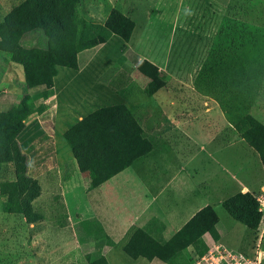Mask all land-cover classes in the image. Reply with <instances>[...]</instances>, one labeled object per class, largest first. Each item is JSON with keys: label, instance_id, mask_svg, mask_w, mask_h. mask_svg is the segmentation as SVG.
<instances>
[{"label": "rangeland", "instance_id": "obj_1", "mask_svg": "<svg viewBox=\"0 0 264 264\" xmlns=\"http://www.w3.org/2000/svg\"><path fill=\"white\" fill-rule=\"evenodd\" d=\"M22 1L0 0V20ZM113 9L129 14L137 24L133 43L138 44L137 51L141 54H149L166 63V55L170 52L172 65L184 56L193 62L187 80L182 78L184 83L179 75L177 81L167 77L170 90H161L155 99L189 103L188 116H182L181 127L188 131L190 139L186 141L181 133L170 130L177 127L171 123L167 126L168 152L190 156L201 151L197 141L205 144V152L214 149L215 156L209 164L207 159L205 162L199 158L191 165L199 169L196 180L206 177L219 163L229 170L228 167L240 162L230 176L238 177L235 180L240 187L249 185V191L260 199L264 213L263 166L256 152L233 129L239 117L248 114L264 123V0H82L80 11L84 19L104 24ZM146 28L148 33H145ZM227 34L230 35L227 37ZM182 40L190 47L183 46ZM46 44L45 36L39 33L26 41L28 47ZM123 45L124 41L114 36L105 45L80 54L82 64L86 55H95L91 65L85 66L79 75L75 70L59 68L54 84L59 99L54 100L48 114H34L27 121L26 131L19 141L30 159L29 174L42 186V196L34 206L45 220L30 225L22 216L4 213V197L0 195V264H88V254H105L111 264L160 263L133 260L123 249L110 252L109 240L121 241V238L108 236L112 233L107 221L109 211L103 217L102 209L118 210V214H123L122 210L132 204L130 191L136 189H127L125 184L115 187L112 182L102 185L99 192L90 189L88 179L80 173L63 137L70 126L102 107L128 102L137 116L140 118L142 113L144 118L154 97L145 93L149 80L122 56ZM223 47L230 51V59L236 64L237 80L241 81V85L236 86L234 104L230 102L231 110L215 93H219L218 88L211 92L200 91L197 87V74L205 63L208 66L228 63L229 58L220 61L222 55H226ZM183 48L188 51L185 55ZM24 82L23 67L0 56V111L21 101ZM43 89L46 90L41 87L29 91L37 105L44 103L41 99ZM225 96L229 98V92ZM57 103L64 106L58 112L55 110ZM65 106H70L72 111ZM176 112H182L181 105ZM155 113L158 111L151 112ZM198 113L199 118H195ZM146 137L149 138L148 134ZM229 145H234L236 150ZM61 147L67 153H60ZM160 147L157 146V150H161ZM218 179L223 186L227 183L226 178L220 176ZM233 194L232 190L215 197L220 222L217 235L208 234L210 248H227L243 254L251 264H264V219L257 231L248 230L235 221L222 207V200ZM168 238L165 236L161 240ZM190 262L196 264V259L190 257Z\"/></svg>", "mask_w": 264, "mask_h": 264}, {"label": "trees", "instance_id": "obj_2", "mask_svg": "<svg viewBox=\"0 0 264 264\" xmlns=\"http://www.w3.org/2000/svg\"><path fill=\"white\" fill-rule=\"evenodd\" d=\"M81 3L82 0H23L0 20V56L21 65L25 75L21 101L6 111H0L2 211L22 216L30 225L45 220L34 206L42 196V186L29 174L30 159L23 151L19 137L27 128L29 118L34 114L43 115L48 107L45 103L37 105L36 98L29 91L45 86L41 99L47 101L59 68L79 71L80 54L105 45L114 35L129 43L136 28L135 22L118 9L110 12L104 24L88 21L81 16ZM36 33L45 36L46 46H26L27 39ZM223 49L226 55H222L220 61L229 58L228 63L206 64L198 75L197 87L211 92L218 88L219 93H215L231 110L230 102L234 104L236 86H240L241 81L237 80L236 64L230 59V51ZM137 70L149 80L145 89L147 96L152 97L167 86L168 76L152 62L144 60ZM227 92L229 98L225 96ZM235 129L257 153L264 168V123L248 114L239 117ZM63 137L92 190L154 150V143L146 137L139 121L124 104L99 108L70 126ZM222 207L235 221L252 231H257L264 219L261 202L251 192L231 196L222 203ZM218 222L217 212L208 206L168 240H161L158 236L163 230L161 226H155L156 232L150 227L136 230L123 251L133 260L144 258L149 262L191 264L188 249H194L196 261L204 257L210 250L205 236L210 233L217 235ZM109 243L113 246L111 240ZM86 261L88 264H110L105 254H88Z\"/></svg>", "mask_w": 264, "mask_h": 264}, {"label": "crops", "instance_id": "obj_3", "mask_svg": "<svg viewBox=\"0 0 264 264\" xmlns=\"http://www.w3.org/2000/svg\"><path fill=\"white\" fill-rule=\"evenodd\" d=\"M120 11L125 15H127L128 17H132L129 14H126L124 11L122 10ZM182 26H185V24L183 23ZM136 29H137V24L133 36L131 38V41L129 43L124 42L123 45L124 50L121 54L126 60V62H129L128 64H133V66H135L137 69L138 66L144 60H148L153 64H155L163 74L167 75L173 80H176L178 75L181 76V80L184 83V80L182 78H185V80H187V77L189 76L190 73L189 67L193 63L192 60L187 58V56H184L180 59V61L172 65L170 52H168V54L166 55V59H165L166 63H164V61L160 62L156 58H151L149 54H141L140 52L137 51L138 44L133 43V37L136 32ZM182 29L184 28L182 27ZM145 33H148L147 28L145 30ZM114 36H112L109 41H111ZM182 45L188 46L189 44L183 42ZM185 52L188 53V51L184 49L183 55H185ZM93 55L95 54L86 55L84 64H82L81 61L82 56L81 57L79 56L80 69L79 71H77L78 75L83 73V68L85 66H87L89 63H90L89 66L91 65L92 61L94 60ZM206 64L207 63H205L200 68L197 74V78ZM43 87L45 86H42V88ZM39 88L41 87L35 89L38 90ZM170 88L166 86L164 90L168 91L170 90ZM181 88L182 90H185L183 85H181ZM33 90H31L30 92H32ZM44 91L45 90L43 89L42 92ZM50 92H51V97L47 101H44V103L48 107V110L47 112H45L44 115L48 114L52 110L53 108L52 103L54 102V100L59 99L58 94L56 93L55 86L53 87L52 90H50ZM159 92L153 96L154 101L151 102L149 106L147 105L148 107L146 108L147 111L144 115V118L141 117L142 113L139 114L141 115L140 118L137 116V114L132 110L133 109L132 104H129L128 102L126 104V106L132 111V113L139 121L140 125L145 131V134L146 135L148 134V137L154 143V150L149 155L138 160L132 167L128 168L127 170L123 171L122 173H120L119 175L115 176L113 179L108 181V182H112V185L115 187H118L121 184H125L127 189L133 190V187L136 189L132 192L129 190L133 200H132V204H130L127 209H124V207H122L124 210H122L121 213L123 214L121 215L120 213L118 214L117 213L118 210L110 211V210L102 209L103 217L105 216V213L109 211L107 214L110 217L107 219V221L110 224L109 227L112 233H108V236L121 238V241L116 239L113 241L111 240L113 246L109 245V247H111L110 252H112L113 250L116 251L117 249L119 250L123 249V247L130 239L131 235L136 230L145 227H150L152 231L153 230L155 231L156 225L157 228L161 226L163 230L162 233L158 236L161 239L164 238L165 236L169 237L168 239H170L173 235L179 232L203 208L212 206L215 209L216 208L215 197H220V195H222L226 191H232V190L234 191V194L231 196H234L240 192L243 193L250 192L248 189L249 185L245 184L243 187H240L238 185V180H235L237 176L236 177L230 176L234 168L240 162L238 164H233L232 167H228L230 168L229 170L226 167L223 168L219 162H216L219 164H217L218 166L215 167L216 168L215 170L212 169L211 170L212 172H210L204 178L197 180L195 179L196 172L199 169L197 167H192L191 165L198 162L199 158L205 159V162L207 159L209 161L208 162L209 164L213 160V157L215 156V154H213L215 153L214 149L207 152L204 151V147H205L204 143L197 141L196 143L198 144L199 147L198 149L201 151L197 153H192L190 156L188 155L184 157L182 156V153H170L171 151L168 152L169 141H167V134L169 132V129L167 128V126H170L171 123L175 124L177 127H173L170 130H175L176 133H181L182 138H184L186 141L187 140L189 141L190 139L188 131L187 132L184 131V129L181 127L183 124L182 119H184L182 116H184V114L185 116H188L186 114V111L189 108L188 106L189 103H187L186 101L185 102L175 101L172 99H169L168 102H163V101L158 102V100L155 99L158 97L157 95L159 94ZM55 105H54L55 110L57 112L58 110L64 107L61 106L59 103ZM179 105H181L182 112H176L179 109ZM66 109L69 110L71 109V107L67 106ZM154 110L158 111V113L151 114V112ZM178 114H180L181 117H178L179 116ZM198 115L199 113L195 115L196 116L195 118H199ZM82 119L83 118H81L80 120ZM147 125H149V127L152 128H148V130H146L145 126ZM233 129L236 131L235 127H233ZM67 130H65V132ZM20 136L22 137V135ZM161 143L166 144L167 149L166 146L161 145ZM157 146H161L160 148L162 149L157 150ZM229 147H232L234 151L236 150V147L234 145H229ZM58 151L60 153H67V150L62 147L59 148ZM235 154L238 155L236 152ZM130 170L131 173H128ZM220 176L227 179V183H225L224 186L223 184H221L222 182H219L218 177ZM99 188L94 189V191L99 192ZM237 189L240 190L237 191ZM228 198L222 200V203ZM219 203L221 205L220 201ZM205 240L210 245L208 235L205 236ZM188 254L191 256V258L194 259L196 258L195 251L192 247L188 249ZM140 259H144V258H140ZM108 261L109 263L111 262L109 259ZM155 262L156 263L160 262L159 264H165L159 260H154L153 262L148 261L147 263H155Z\"/></svg>", "mask_w": 264, "mask_h": 264}, {"label": "built area", "instance_id": "obj_4", "mask_svg": "<svg viewBox=\"0 0 264 264\" xmlns=\"http://www.w3.org/2000/svg\"><path fill=\"white\" fill-rule=\"evenodd\" d=\"M213 248H210L204 257L197 259L196 264H251V261L246 259L243 254L234 253L232 250L220 246Z\"/></svg>", "mask_w": 264, "mask_h": 264}]
</instances>
